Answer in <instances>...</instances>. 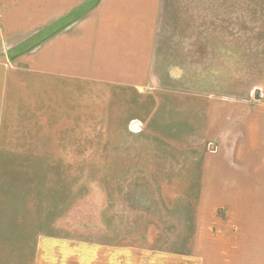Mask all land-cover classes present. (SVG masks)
I'll return each mask as SVG.
<instances>
[{
	"label": "rangeland",
	"instance_id": "obj_1",
	"mask_svg": "<svg viewBox=\"0 0 264 264\" xmlns=\"http://www.w3.org/2000/svg\"><path fill=\"white\" fill-rule=\"evenodd\" d=\"M0 1L1 8L12 0ZM38 13L42 20L48 15L41 9L30 12L32 17ZM3 18L8 16L0 9V32L8 27ZM37 26L11 27L20 35L28 29L31 34L24 35L25 42L19 44L15 36L2 38L0 52L7 55L5 60L34 43L37 29L42 28ZM203 37L209 39L203 41L202 50L198 46L203 53L185 58L179 50L174 60L182 74L172 80L170 88L144 90L139 102L129 90H92L90 97H96V103L86 101L79 107L78 134L57 140L49 136L46 146L39 148L50 163L42 173L48 195L58 189L64 196V208L72 196L79 198L81 231L93 227L94 221L99 226L98 214L104 216L109 210L105 204L113 205L114 196L121 195L127 213L122 219H104L102 226L125 228L128 242L187 252L196 263L203 259V251L207 254L210 245L206 243L226 242L217 234L218 228L243 230L247 222H253L254 228L263 227L264 0H203ZM127 96L134 97V104H123ZM45 126L48 134L52 127L54 137L55 123ZM216 133L218 139H211ZM204 135L209 149H203ZM221 135L239 137V170L216 172L222 164L216 154L222 150L218 149L224 142ZM188 149H203L207 155L209 168L203 180L224 177L239 181V186L215 187L206 182L202 188L198 165L189 171L188 166L173 165V155H162ZM250 151L261 156H251ZM33 154L9 157L11 169L30 171ZM174 158L183 160L184 156ZM15 175L27 180L31 173H9L8 178ZM213 206H217L214 212H206ZM94 213L96 218H89ZM233 239L241 246L249 237L239 234Z\"/></svg>",
	"mask_w": 264,
	"mask_h": 264
},
{
	"label": "crops",
	"instance_id": "obj_2",
	"mask_svg": "<svg viewBox=\"0 0 264 264\" xmlns=\"http://www.w3.org/2000/svg\"><path fill=\"white\" fill-rule=\"evenodd\" d=\"M18 1L0 8L8 16L3 18L8 27L0 32V40L15 36L18 44L25 42L23 36L31 34L30 30L20 35L11 28L20 24L42 28H36L33 44L13 51L9 60H5L4 51L0 52V264H264V223L262 228H254L253 222H247L243 230L218 228L217 234L226 242L206 243L210 245L207 254L203 251V259L196 263L187 252L128 242L125 228L102 226L104 219H122L127 213L122 195L114 196L113 205L105 204L109 210L104 216L98 214L99 226L94 221L95 227L81 231L79 198L72 196L64 208V196L58 189H51L48 195V182L42 179L50 163L39 154L43 152L39 148L46 146L49 136L57 140L78 134L79 107L86 101L96 103V97H90L92 90H129L139 102L144 90L170 88L182 74L174 60L180 56L179 50L185 58L203 53L199 51L203 41L209 40L203 37V0ZM37 1L40 5L32 3ZM34 8L48 15L44 14L43 20L40 13L32 17ZM33 18L39 20L34 23ZM133 96L123 97V104H134ZM47 122L56 125L54 137L52 127L47 133ZM219 135L211 139L217 140ZM220 138L224 142L216 154L223 167L218 166L216 172L239 170V137ZM206 140L204 135L203 149H209ZM203 149L162 155H173L171 163L188 166L189 171L193 164L198 165L202 188L206 182L215 187L239 186V181L224 177L203 180V172L209 168ZM32 151L34 165L30 171L11 169L9 157ZM250 152L251 156H261ZM179 155L184 159L174 158ZM9 173L31 176L27 180L20 175L9 179ZM216 208L207 207L206 212ZM92 217L96 218L95 213ZM239 234L249 237L241 246L233 239Z\"/></svg>",
	"mask_w": 264,
	"mask_h": 264
},
{
	"label": "water",
	"instance_id": "obj_3",
	"mask_svg": "<svg viewBox=\"0 0 264 264\" xmlns=\"http://www.w3.org/2000/svg\"><path fill=\"white\" fill-rule=\"evenodd\" d=\"M259 94L258 90L256 91V96Z\"/></svg>",
	"mask_w": 264,
	"mask_h": 264
}]
</instances>
